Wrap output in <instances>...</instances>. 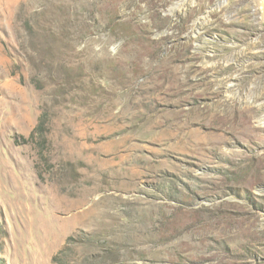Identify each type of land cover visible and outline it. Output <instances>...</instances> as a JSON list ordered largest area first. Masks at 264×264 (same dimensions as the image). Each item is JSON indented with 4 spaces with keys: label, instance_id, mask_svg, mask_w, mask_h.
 <instances>
[{
    "label": "rangeland",
    "instance_id": "374dc122",
    "mask_svg": "<svg viewBox=\"0 0 264 264\" xmlns=\"http://www.w3.org/2000/svg\"><path fill=\"white\" fill-rule=\"evenodd\" d=\"M176 1L0 0V264H264L259 0Z\"/></svg>",
    "mask_w": 264,
    "mask_h": 264
},
{
    "label": "bare ground",
    "instance_id": "6f19581e",
    "mask_svg": "<svg viewBox=\"0 0 264 264\" xmlns=\"http://www.w3.org/2000/svg\"><path fill=\"white\" fill-rule=\"evenodd\" d=\"M185 2H186L185 0H177L171 9V12H173L175 8H177V9L182 8V6L185 5ZM259 4H260V8H261L259 10H262L261 17H262V20H264V0H259Z\"/></svg>",
    "mask_w": 264,
    "mask_h": 264
},
{
    "label": "water",
    "instance_id": "95a60500",
    "mask_svg": "<svg viewBox=\"0 0 264 264\" xmlns=\"http://www.w3.org/2000/svg\"><path fill=\"white\" fill-rule=\"evenodd\" d=\"M219 1H220V0H218V2H217L215 5H217V4L219 3ZM213 7H214V6H213ZM169 12H170V8H169ZM199 19H200V16L197 17V18L194 20V24H195V25L198 23Z\"/></svg>",
    "mask_w": 264,
    "mask_h": 264
},
{
    "label": "trees",
    "instance_id": "16d2710c",
    "mask_svg": "<svg viewBox=\"0 0 264 264\" xmlns=\"http://www.w3.org/2000/svg\"><path fill=\"white\" fill-rule=\"evenodd\" d=\"M54 259H57V257H55Z\"/></svg>",
    "mask_w": 264,
    "mask_h": 264
},
{
    "label": "flooded vegetation",
    "instance_id": "af4514ba",
    "mask_svg": "<svg viewBox=\"0 0 264 264\" xmlns=\"http://www.w3.org/2000/svg\"><path fill=\"white\" fill-rule=\"evenodd\" d=\"M194 23V22H193Z\"/></svg>",
    "mask_w": 264,
    "mask_h": 264
}]
</instances>
